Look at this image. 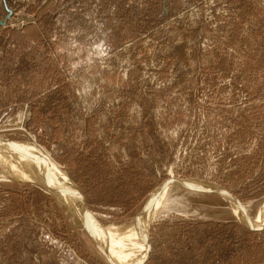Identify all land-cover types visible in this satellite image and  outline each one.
<instances>
[{
    "label": "rangeland",
    "instance_id": "374dc122",
    "mask_svg": "<svg viewBox=\"0 0 264 264\" xmlns=\"http://www.w3.org/2000/svg\"><path fill=\"white\" fill-rule=\"evenodd\" d=\"M26 140L91 218L0 180V264H113L97 226L192 180L220 190L173 188L138 264H264L236 212L264 211V0H0V145Z\"/></svg>",
    "mask_w": 264,
    "mask_h": 264
},
{
    "label": "bare ground",
    "instance_id": "6f19581e",
    "mask_svg": "<svg viewBox=\"0 0 264 264\" xmlns=\"http://www.w3.org/2000/svg\"><path fill=\"white\" fill-rule=\"evenodd\" d=\"M36 152L39 155L38 157L33 156L36 155ZM0 180H31L48 184L54 191L55 196L72 215L80 214L85 217V222L89 221L87 216L91 218L83 205L82 196L68 178V175L50 157V154L34 140H26L20 143L8 142L0 145ZM169 183L166 184L165 188L156 190L153 193L148 209L146 208L147 205L145 207L147 211H144V215L137 222H126L121 225L111 224L102 229H99L98 226L95 227L96 240L100 243L101 248L103 247L102 249L105 250L113 264H138L142 262L150 222L164 212L167 202L171 201L170 193L173 188L181 186L191 189H196L195 187H214L220 190L215 185L203 183L202 181L193 182L192 180V183L170 181ZM234 200L238 204L235 198ZM236 210L245 225L253 224L256 222L255 220L258 221L259 218H264V211H258L255 216H250L241 207H236ZM94 223L96 222L94 221ZM255 228V230L263 229L264 223L259 225L258 222Z\"/></svg>",
    "mask_w": 264,
    "mask_h": 264
}]
</instances>
